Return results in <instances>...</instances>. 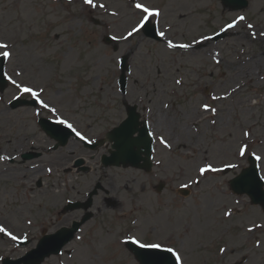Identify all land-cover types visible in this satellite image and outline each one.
Returning <instances> with one entry per match:
<instances>
[{
    "label": "rangeland",
    "instance_id": "1",
    "mask_svg": "<svg viewBox=\"0 0 264 264\" xmlns=\"http://www.w3.org/2000/svg\"><path fill=\"white\" fill-rule=\"evenodd\" d=\"M248 1L245 10L230 11L220 0H94L95 8L83 0H0V43L12 53L7 77L42 90L41 98L57 110L53 115L38 105L13 111L12 99L30 96L10 81L0 93V150L15 155L11 168L18 176L16 182L0 181V221L10 225L12 235L30 237L20 249L0 233V258L16 249L10 257L18 259L36 246L42 231L70 227L85 211L64 213L66 201L81 202L100 185L90 209L93 218L69 246L76 253L44 264H138L125 247L131 236L174 247L183 264H264V212L230 187L252 153L261 156L264 177V0ZM136 3L159 10L152 22L158 34L164 33L161 40L142 30L122 38L141 19ZM109 36L116 44L106 41ZM169 41L189 47L169 48ZM122 57L130 66L125 94L118 83ZM235 67L245 75L238 76ZM126 104L137 105L152 125L155 167L150 174L104 167L109 142L90 150L72 137L66 147L53 150L55 142L38 125L39 118L55 121L58 115L87 140L100 141L127 118ZM160 116L164 119L157 123ZM160 137L171 147L165 148ZM243 144L248 151L240 157ZM24 153L39 155L28 161L34 169L21 165L18 156ZM80 158L88 172L75 168ZM3 163L0 159V169ZM206 164L238 167L200 176ZM160 182L166 185L162 193L156 190ZM181 188L190 195L180 194ZM112 197L120 204L109 203Z\"/></svg>",
    "mask_w": 264,
    "mask_h": 264
},
{
    "label": "water",
    "instance_id": "2",
    "mask_svg": "<svg viewBox=\"0 0 264 264\" xmlns=\"http://www.w3.org/2000/svg\"><path fill=\"white\" fill-rule=\"evenodd\" d=\"M225 6L232 8L233 10H240L247 7V2L245 0H222ZM153 32H150V27L147 26V35L155 37V28H152ZM124 66H126V59L124 61ZM4 61L0 63V88L4 90ZM126 83V78L122 76L121 84L124 87ZM17 107V104L14 105ZM129 118L126 120L119 128L115 129L112 133L108 135V139L114 142L113 148L116 149L115 152H111L112 156L110 158L104 157L103 163L105 166L108 165H132L140 166L139 162L142 159V154H145L148 158L151 157V140L148 137L145 126L139 129L138 116L134 113V109L128 111ZM43 127L48 130H59L64 133V129L59 128L56 125L49 126L46 121H43ZM55 127V128H54ZM139 131V137L135 138L134 134ZM70 135L65 136L64 144ZM254 160V159H253ZM149 162V161H148ZM81 163V162H80ZM147 163V162H146ZM251 167L245 170L238 178L231 182L232 189L237 194H248L254 204L262 205L264 208V183L260 179L256 165L253 161H250ZM150 170V164L146 168ZM75 207V206H74ZM80 224H75L73 229L64 230L55 237L46 238L40 244L39 250L36 251V264H41V262L52 253H59L63 246L68 243L78 231ZM132 250L136 254V257L141 262V264H175L174 258L169 253H159L152 250H144L132 247Z\"/></svg>",
    "mask_w": 264,
    "mask_h": 264
},
{
    "label": "snow or ice",
    "instance_id": "3",
    "mask_svg": "<svg viewBox=\"0 0 264 264\" xmlns=\"http://www.w3.org/2000/svg\"><path fill=\"white\" fill-rule=\"evenodd\" d=\"M84 4L89 5L93 8L97 7V5L94 3V0H83ZM100 8H104L105 6L103 4L99 5ZM135 8L139 11V13H141V19L139 20L138 24L132 28L131 31H129L127 33L126 36L122 37L123 39L127 40L129 37H132L135 33L139 32L141 29H146L147 26L149 25V23H151L152 19L155 17H159L160 16V12L159 10L156 9H152L149 8L147 6H145L142 3H136L135 4ZM111 15L115 16L116 13L113 12L111 13ZM245 17L241 16L239 17V20H244ZM235 26V23L233 24H229L228 28H232ZM249 28L252 27V25H248ZM159 35L161 37L164 36L163 32H160ZM255 35V34H253ZM261 35H264V33H261ZM113 39H116V37L114 36ZM204 39H211V37H204ZM168 47L169 48H173V47H179V48H188L189 45L187 44H180V45H174L172 44L171 41L168 42ZM9 48V45L7 43H0V50H4L2 52H0V56H2L4 59H10L12 56V53L10 51H7L6 49ZM17 76L20 75L19 72L16 73ZM19 91L22 95H27L30 96L37 104H39L40 108L42 109H47L48 111H50L51 113H53V115H56L57 110L54 107H50L48 103H46L42 98V90L41 91H37L35 89H33L30 86H25L22 85L20 83H17L15 80H13L11 77H6ZM176 83H180V81H176ZM213 99H216V97H213ZM165 107H167V105H165ZM204 111L207 112L209 111V106L208 105H204ZM211 111L213 113H215L216 109H211ZM37 115H39V113H37ZM54 123H56L57 125H62L64 127H66L67 129H70L73 133H75V135L77 137H79L81 140H85L86 138L79 132L76 130V128L73 126L72 123H70L67 119L61 118L58 115L56 116V119L54 121ZM213 123H215V121H213ZM249 135L248 132L244 133V136L247 137ZM89 143H91V141H87ZM160 143L165 147V148H170L171 145L163 138L160 137ZM248 151V145L247 144H243L239 147L238 149V155L240 157H244L246 155ZM254 159L256 161H260L261 160V156L256 155L255 153L251 154ZM0 159H6V157H0ZM238 167V165L236 164H227L225 165V168H216L213 167L211 164H206L203 167L199 168V175L200 176H204L206 173L208 172H221L224 171L226 168H236ZM49 171H51V169H49ZM260 179H264V177H260ZM197 184L199 183V181H195ZM185 187H187V185H185ZM225 215L230 216L231 212H226ZM249 231H252V229H249ZM0 233H3L4 235L10 236V238L12 240H16L17 237L15 235H12L10 232H8L3 226H0ZM125 243H131L133 245H136L138 248L140 249H147V250H152L154 252H159V253H169L171 254V256L174 258L175 260V264H183V259L181 254L174 248V247H165L162 244L158 243V242H142L140 239H138L135 236H131L129 237L127 240L124 241ZM221 251H225L224 249H221Z\"/></svg>",
    "mask_w": 264,
    "mask_h": 264
},
{
    "label": "bare ground",
    "instance_id": "4",
    "mask_svg": "<svg viewBox=\"0 0 264 264\" xmlns=\"http://www.w3.org/2000/svg\"><path fill=\"white\" fill-rule=\"evenodd\" d=\"M234 66H236V65H234ZM235 69H236V71L238 72V76H244L245 75V73H240L239 74V71L237 70V69H240V67H235ZM235 69H233L232 71H235ZM244 70V68L242 67V71ZM16 112V111H15ZM164 118H162L161 116H160V118H159V121L157 122V123H162L161 121L163 120ZM222 122V121H221ZM74 148V147H73ZM0 157H6V159H3V160H8L9 158H11V157H13V155H7L6 153H5V150H0ZM26 162H28V161H23V162H20L21 163V165H25V164H27V165H29V167L28 168H33L34 167V164H31V162H28V163H26ZM3 165H4V163H3ZM25 172H28V170H25ZM207 175L208 174H211V176H213L214 174H213V172H209V173H206ZM206 175V176H207ZM18 178V176H16L15 175V173H14V170L12 169V168H10V167H7V166H5L3 169H0V181H5V182H8V181H14L15 180V182H16V179ZM25 178H26V176H22V180H24V181H26V183H27V185L28 186H31V182H29V181H27V180H25ZM211 178V177H210ZM200 183V182H199ZM114 190H116V187L114 188ZM110 201L111 202H109V203H113V205H118V204H120V201L117 199V198H115V197H112V198H110ZM109 205H111V204H108V206ZM114 209H115V206H114ZM14 214V213H13ZM10 217V216H9ZM180 220H182V222H185V218L183 217V219H180ZM206 220V219H205ZM205 221H203L202 223L204 224V225H206L205 223H204ZM1 226H3L5 229L6 228H9V224H7L6 222H1ZM203 229V228H202ZM109 238H110V234H108V235H106V236H104V237H101L100 239H99V241H100V243L102 244V243H106L108 240H109ZM3 240L4 241H6V242H13V241H11V238L9 237V236H3ZM14 243V242H13ZM11 247H13L14 248V246H13V244H11ZM15 251V249H12L11 250V252H14Z\"/></svg>",
    "mask_w": 264,
    "mask_h": 264
},
{
    "label": "flooded vegetation",
    "instance_id": "5",
    "mask_svg": "<svg viewBox=\"0 0 264 264\" xmlns=\"http://www.w3.org/2000/svg\"><path fill=\"white\" fill-rule=\"evenodd\" d=\"M88 198V197H87ZM92 205L91 206H93V204H94V199L92 200V203H91ZM67 206V205H66ZM65 212H66V210H65ZM86 213V212H85ZM64 254H68V255H70L71 253L69 252V250H67V249H65V252H64Z\"/></svg>",
    "mask_w": 264,
    "mask_h": 264
}]
</instances>
